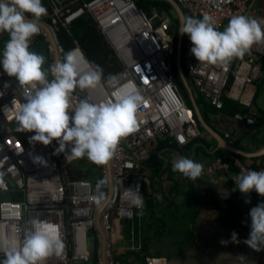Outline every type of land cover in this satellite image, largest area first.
Here are the masks:
<instances>
[{
    "label": "built area",
    "instance_id": "obj_1",
    "mask_svg": "<svg viewBox=\"0 0 264 264\" xmlns=\"http://www.w3.org/2000/svg\"><path fill=\"white\" fill-rule=\"evenodd\" d=\"M47 1L52 12L39 22L46 24L52 35L40 25V33L31 38L30 48L37 42L45 41L50 65L57 62L58 52L62 61L67 52L61 45L60 32L69 29L77 19L88 13L121 64L120 71L115 75L119 78L115 88L102 82L96 89H76L73 98L76 101L87 98L95 103H106L115 102L122 95L139 93L146 101L139 110V130L121 140L118 153L111 160L113 195L101 216L107 237V264H127L114 257L113 220L133 222L139 211L124 199L123 194L127 188L137 185L143 194L144 178L139 173V166L148 157L145 148L162 139H172L185 145L189 139L202 134L175 80L171 19L165 18L155 25L133 0ZM177 2L191 16L202 18L205 13L213 16L219 30L234 15L252 17L264 26V0ZM192 47L190 40L186 66L200 95L217 110L223 109L225 98L248 108L246 114L236 113L232 118L234 125L221 131L226 139L235 140L234 134L237 135L240 129L251 130L264 117L252 107L256 85L264 79V43L254 44L243 59L234 58L226 66L199 63L191 53ZM3 49L4 46L0 48V58ZM74 49H79L82 54V70H88L92 65L78 45ZM13 99L23 100V88L15 78L7 76L0 65V173H3L0 177V261L5 258L9 242L19 245L28 222L39 218L57 227L64 243L62 253L50 255L43 264H91V235L97 243L95 264H102V238L96 228L99 209L92 199L95 195L93 182L88 179L70 180L65 176L70 167L85 157L72 155L71 146L57 155L56 141L50 145L31 141L34 133L20 129L12 109ZM6 106L12 110L6 111ZM37 156L43 157L47 166L34 163ZM249 170L259 171L239 157L232 156L215 158L203 173H224L236 186L233 178ZM100 173L102 178L107 176V165L101 166ZM145 264L168 263L166 259L152 255L146 258Z\"/></svg>",
    "mask_w": 264,
    "mask_h": 264
},
{
    "label": "clouds",
    "instance_id": "obj_2",
    "mask_svg": "<svg viewBox=\"0 0 264 264\" xmlns=\"http://www.w3.org/2000/svg\"><path fill=\"white\" fill-rule=\"evenodd\" d=\"M45 15L47 8L42 0H0V33L6 32L10 37L0 65L23 88V100L12 101L15 118L22 131L34 133L31 141L44 145L56 141L57 155L71 146L75 157H87L96 165H107L117 155L121 140L139 130V110L146 103L145 98L133 93L122 95L115 102L95 103L87 98L76 101L73 98L76 89H96L102 82L115 88L119 78L110 74L104 80L98 65L82 70L79 49L68 51L62 61L45 68V58L30 51L31 38L40 33L39 21ZM179 31L189 36L193 45L191 53L199 63L208 65L226 66L234 58L243 59L254 44L264 43V26L244 15L232 16L222 31L216 27L215 18L207 13L202 18L189 16ZM12 109L5 107L6 111ZM34 163L47 166V161L39 156L34 158ZM172 170L196 180L202 177L204 166L178 156L172 161ZM233 180L240 192L249 194L254 190L264 197V171L242 172ZM109 182L105 176L96 184L92 199L100 210L109 203L104 190ZM123 195L143 215L145 200L139 186L127 188ZM249 216L250 232L244 243L254 251H262L264 202L252 207ZM28 225L19 245L9 242L0 264H43L50 255L62 253L64 243L57 227L39 218L31 219ZM231 242H239L237 233H232ZM221 243L226 245L229 241Z\"/></svg>",
    "mask_w": 264,
    "mask_h": 264
},
{
    "label": "crops",
    "instance_id": "obj_3",
    "mask_svg": "<svg viewBox=\"0 0 264 264\" xmlns=\"http://www.w3.org/2000/svg\"><path fill=\"white\" fill-rule=\"evenodd\" d=\"M165 1L169 2L168 0H150L142 2L143 8L136 6L143 10L155 25L165 18L171 19L170 29L175 45L174 55H176V45L180 34V21L178 28L176 18L178 17L180 20L181 18L170 2L173 9L168 10L164 4ZM182 9L189 15L186 9L183 7ZM227 24L228 22L225 25ZM71 27L72 25L67 30L73 37L76 46L79 43L71 31ZM184 35L182 45L186 56L190 38L187 35L184 39ZM8 36V33L5 32L2 39ZM192 81L196 88L193 78ZM263 81L264 79L256 85L257 92L252 105L259 111H264V95L262 104L259 105L257 102L259 86L264 84ZM196 90L199 93L197 88ZM181 97L183 98L182 95ZM183 100L185 101L184 98ZM203 100L208 103L204 98ZM235 114L226 115L214 110V113H208V122L203 118L212 129L235 148L246 152L260 153L264 149V117L256 127L251 129V132L240 129L237 135L234 134L237 139H226L221 131L234 125L232 118ZM202 129L201 136L189 139L185 145L177 144L173 140V143L164 145V148L159 150L158 144L165 140L162 139L145 148L148 157L139 166L140 170L142 165L143 174L139 173L144 178L142 195H144L145 206L143 215L137 211L133 222L113 220L112 240L115 253L128 264H143V257L146 258L150 255L164 258L168 264H264V250L254 251L244 243L250 232V209L258 203L264 202V197L253 192L249 194L240 192L232 184L230 177L224 173L218 175L203 173L201 178L192 180L172 170V161L178 156L200 162L204 169L208 168L217 157L234 156L230 154L234 152L220 147L219 141L214 135L203 127ZM153 154H156L154 160L151 158ZM238 155L243 162L254 166L259 171H264V153L251 156ZM149 162L148 166L143 165ZM156 165H159V168ZM247 200H250L251 203H246ZM234 232L238 234V243L231 242V235ZM222 240L229 241V243L222 244ZM91 241L93 253L95 245L92 238Z\"/></svg>",
    "mask_w": 264,
    "mask_h": 264
},
{
    "label": "trees",
    "instance_id": "obj_4",
    "mask_svg": "<svg viewBox=\"0 0 264 264\" xmlns=\"http://www.w3.org/2000/svg\"><path fill=\"white\" fill-rule=\"evenodd\" d=\"M87 2L91 0H86ZM135 1V0H134ZM150 1V0H149ZM149 1H144V0H136L135 3L138 7H144L142 2H149ZM151 1H159V0H151ZM43 5L47 8V15L48 16L51 13V5L47 0H42ZM164 4L167 6L168 10L173 9L171 4L167 1L164 2ZM43 16V17H45ZM42 17V18H43ZM186 17H189L187 15ZM177 27L179 26V21L180 19L177 17ZM179 28V27H178ZM71 31L74 33L75 38L78 41V45L85 55L86 59L89 61V63L92 66H99L103 70V78L104 80L107 79V77L111 75H116L120 69H121V64L119 63V59L117 58V55L112 48V46L109 44L105 36L102 34V32L99 30L97 27V24L95 21L91 18V16L86 13L83 16H81L79 19H77L72 27ZM187 34L184 35V39L186 38ZM60 42L61 45L64 47L65 51L68 52L70 50H73L75 48V41L73 37L71 36L69 30L67 29H62V31L59 34ZM2 46H0L1 48ZM182 65L187 77V80L189 84L192 87L194 97L196 99L197 105L199 106L201 113L205 120L208 122V113L210 114L211 112L214 113V110L218 113L222 112L223 114L226 115H233L234 113H243L246 114L248 112V108L244 107L243 105L239 104L238 102L229 100V99H224V107L222 110L217 111L213 106L210 104L206 103L203 98L199 95L197 92L196 88L193 85L192 78L188 74L187 66H186V56H185V50L183 51L182 54ZM173 70H174V75H175V80L179 86V91L183 98L185 99L186 104L192 109V103L190 102L189 99V94L188 91L182 82L181 77L178 74L177 71V65H176V55L173 57ZM193 110V109H192ZM261 113H264V111L260 110ZM196 118V117H195ZM197 124L199 126V129L203 131L202 126L200 125L199 121L197 120ZM250 130L249 132H251ZM248 133V132H247ZM174 141L172 139H165L162 140L158 145V149L161 150L164 148V145L171 144ZM222 153V152H221ZM234 156L240 157L238 154L230 153ZM156 154L151 155L152 160H154V157ZM151 160V162H152ZM80 165L79 167H70L67 171L66 179L74 180V179H88L93 182L94 185V191L96 188L97 181L102 179L101 174H100V165H96L87 157H85L82 160H79ZM86 165L84 168H81V165ZM150 164H143L144 166H148ZM143 166V168H144ZM157 168H159V165H156ZM157 170V169H156ZM159 170V169H158ZM139 172L142 173V165L139 170ZM143 174V173H142ZM106 191V188L104 189ZM91 238L93 240V243L95 245L94 251H93V258L91 261V264H95L97 262V257H96V247L97 243L95 241L94 235H91ZM152 256V255H150ZM114 257L118 261H123L128 264V262L124 261L122 258H119L118 255H116L115 250H114ZM149 257V256H147ZM146 257V258H147ZM146 258L143 257V264L146 262Z\"/></svg>",
    "mask_w": 264,
    "mask_h": 264
},
{
    "label": "water",
    "instance_id": "obj_5",
    "mask_svg": "<svg viewBox=\"0 0 264 264\" xmlns=\"http://www.w3.org/2000/svg\"><path fill=\"white\" fill-rule=\"evenodd\" d=\"M172 6L174 7V9L176 10L178 16L181 18L180 20V27L182 26V22L184 21L185 17L187 16L185 10L182 9V7L180 6V4L177 2V0H168ZM31 19V18H29ZM40 25H42L51 35V31L49 29V27L42 23L39 22ZM183 35L184 34H179V38H178V44L176 45V65H177V71L179 76L182 79V82L184 83L188 93H189V97L192 103V107H193V112L195 117L198 119V121L200 122V124L202 125V127L209 133H211L212 135H214L216 137V139L219 141V145L221 148H225L227 150H230L234 153H238V154H242V155H247V156H251L254 154H263L264 153V149L262 151H260V153H251V152H246L244 150H241L240 148H235L233 145H231L230 143H228L219 133H217L214 129H212L211 126H209L203 116L202 113L199 109V106L196 103L194 94H193V90L187 80L183 65H182V51H183V45H182V39H183ZM5 36V33H0V40ZM53 38V36H52ZM53 42L55 43V40L53 39ZM30 51L35 52L38 55H41L45 58V68H48L50 66V55L48 52V48L47 45L45 43V41H40L37 42L36 44H34V46H32L30 48ZM60 61V54L59 52L57 53V62ZM107 170H108V178H109V185L107 187V193L109 196V202L112 198L113 195V178H112V168H111V161L107 164ZM109 204V203H108ZM106 207V206H105ZM105 209V208H104ZM103 209V210H104ZM103 210H98L97 214H96V228L97 231L99 232V234L101 235L102 238V264H107V258H106V241H107V237L105 235V232L103 230L102 227V223H101V216H102V212Z\"/></svg>",
    "mask_w": 264,
    "mask_h": 264
},
{
    "label": "rangeland",
    "instance_id": "obj_6",
    "mask_svg": "<svg viewBox=\"0 0 264 264\" xmlns=\"http://www.w3.org/2000/svg\"><path fill=\"white\" fill-rule=\"evenodd\" d=\"M228 25V24H227ZM227 25H225L224 26V28L227 26ZM9 36L8 37H6V38H4V39H2L1 41H0V46H4L5 44H6V42L9 40ZM264 82V81H263ZM259 92H258V95H257V102H258V104L259 105H261L262 104V102H263V95H264V84L263 85H261V86H259ZM79 165H80V162H78V163H76L73 167H79ZM86 165H81V168H84ZM89 244H90V248H92V241L90 240L89 241Z\"/></svg>",
    "mask_w": 264,
    "mask_h": 264
}]
</instances>
